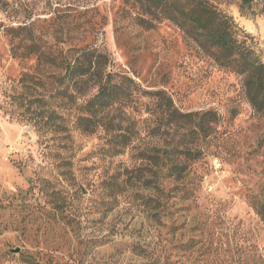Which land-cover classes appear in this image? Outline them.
Segmentation results:
<instances>
[{
    "label": "rangeland",
    "instance_id": "374dc122",
    "mask_svg": "<svg viewBox=\"0 0 264 264\" xmlns=\"http://www.w3.org/2000/svg\"><path fill=\"white\" fill-rule=\"evenodd\" d=\"M13 1L11 19L0 10V80L34 68L33 59L11 56L3 32L30 17L43 41L67 48L69 38L84 35L71 45L100 47L109 67L143 90H163L180 111H213L218 121L198 141L200 156L188 174L159 193L130 185V168L141 164L131 156L136 152L110 157V136L102 131L74 132L64 153L0 115V264H264V223L253 207L264 204V116L251 109L236 75L216 67L168 21L151 30L137 26L124 0ZM209 1L250 37L264 64V0ZM130 111L140 132L136 145H153L145 134L154 106L142 99ZM118 173L127 197L101 211L100 181ZM140 197L159 201L158 217L156 205ZM78 211L80 225L73 220Z\"/></svg>",
    "mask_w": 264,
    "mask_h": 264
},
{
    "label": "trees",
    "instance_id": "16d2710c",
    "mask_svg": "<svg viewBox=\"0 0 264 264\" xmlns=\"http://www.w3.org/2000/svg\"><path fill=\"white\" fill-rule=\"evenodd\" d=\"M240 1L241 6L250 2ZM124 3L135 12V24L145 30L153 29L159 20L172 23L186 41L211 57L216 67L236 75L251 109L264 116V64L252 48L250 37L240 31L231 17L209 0ZM14 5L13 0H0L6 19L14 16ZM28 19L24 17L25 21L16 26L7 24L3 30L11 44V56L19 60L31 58L35 65L32 71L23 72L16 79L0 80L1 117L27 124L47 137L46 149L55 147L64 153L71 147L68 143L74 132L106 133L110 136V157L136 152L131 156L141 164L130 168V185L138 184L142 190L153 188L162 193L165 182L178 181L188 174L190 164L200 156L198 141L208 137L217 126L215 112H182L165 91L143 90L131 77L113 71L103 49L80 44L84 35L69 38L67 48L58 47L43 41L42 33H37L34 22L27 23ZM75 39L80 43L71 45ZM142 99L156 111L150 113V117L155 114L154 123L145 134L154 143L139 148L136 141L140 132L131 124L134 120L129 113ZM114 114H118L119 120L110 117ZM147 167L152 168L150 177L142 174ZM123 175L104 176L100 181L101 211L112 212L127 197L128 184ZM140 198L145 204L156 205L158 217L162 207L159 201ZM253 207L264 223V204L254 202ZM80 216L81 212L73 217L77 225L81 224ZM25 263L30 264L31 260L26 259Z\"/></svg>",
    "mask_w": 264,
    "mask_h": 264
}]
</instances>
